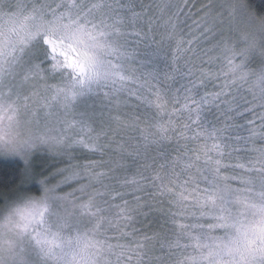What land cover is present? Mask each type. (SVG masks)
Instances as JSON below:
<instances>
[{"label":"snow or ice","instance_id":"1","mask_svg":"<svg viewBox=\"0 0 264 264\" xmlns=\"http://www.w3.org/2000/svg\"><path fill=\"white\" fill-rule=\"evenodd\" d=\"M0 264H264V0H0Z\"/></svg>","mask_w":264,"mask_h":264},{"label":"trees","instance_id":"2","mask_svg":"<svg viewBox=\"0 0 264 264\" xmlns=\"http://www.w3.org/2000/svg\"><path fill=\"white\" fill-rule=\"evenodd\" d=\"M257 5L261 3V0H256Z\"/></svg>","mask_w":264,"mask_h":264}]
</instances>
